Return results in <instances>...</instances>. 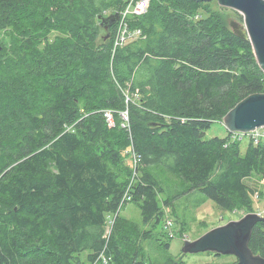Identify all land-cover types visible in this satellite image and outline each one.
<instances>
[{
    "label": "trees",
    "instance_id": "16d2710c",
    "mask_svg": "<svg viewBox=\"0 0 264 264\" xmlns=\"http://www.w3.org/2000/svg\"><path fill=\"white\" fill-rule=\"evenodd\" d=\"M128 1L0 0V30L14 41L0 42V264H86L83 253L90 264H147L142 239L119 220L133 202L146 225L165 229L176 199L161 203L154 169L225 211L247 206L245 180L264 177V142L251 140L242 155L229 131L206 139L240 102L264 94L250 40L224 17L231 10L151 0L128 18L141 40L114 51L116 23L97 46L100 17ZM21 18L30 26L13 34ZM250 248L264 258V223Z\"/></svg>",
    "mask_w": 264,
    "mask_h": 264
},
{
    "label": "rangeland",
    "instance_id": "374dc122",
    "mask_svg": "<svg viewBox=\"0 0 264 264\" xmlns=\"http://www.w3.org/2000/svg\"><path fill=\"white\" fill-rule=\"evenodd\" d=\"M229 10L231 12L229 11L224 14L227 22L236 21L245 26L244 16L232 9ZM15 26H13L14 28H9V31L13 34L14 32L18 33L19 30L28 28L30 23L21 18L20 22ZM98 27L99 37L96 45L102 46L110 40L111 32L105 31L101 27V23L98 24ZM56 34L57 32L54 30L48 31L49 37H53ZM0 42L7 45L14 44V41L11 42L8 29L0 30ZM121 120L122 122L127 121L124 117ZM112 127H114V124ZM227 136L228 130L223 122L215 123L206 133V139L212 137L224 139ZM250 141L249 138L236 141L240 143L242 155L246 153ZM127 165L134 169L135 162L132 156L127 158ZM154 172L163 191V194L159 197L161 203L166 199H176L173 201L172 208L167 209L168 219H171L173 226L169 230H162L163 224L159 226H154L153 224L146 225L139 206L133 202L126 203L120 210L121 218L119 220L125 235H128L131 239L135 236H139L142 239L140 248L143 252V259L147 264H235L238 262L235 256H225L213 252L184 254V243L186 240L194 241L208 231L223 226L229 221H239L247 214L259 213L264 216V177L253 174L245 180V183L253 190V193L250 195V203L247 206L233 211H225L200 192H186L189 186L165 168H156ZM111 225L112 223L109 222L106 229L107 233L111 232ZM148 231L152 234L149 239L145 240L144 235ZM167 243L168 247L166 246ZM81 259L86 264H90L87 259V253H83Z\"/></svg>",
    "mask_w": 264,
    "mask_h": 264
},
{
    "label": "water",
    "instance_id": "95a60500",
    "mask_svg": "<svg viewBox=\"0 0 264 264\" xmlns=\"http://www.w3.org/2000/svg\"><path fill=\"white\" fill-rule=\"evenodd\" d=\"M198 3L212 0H193ZM220 7L232 9L244 16L245 26L236 21L230 22L233 32L242 39L250 40L255 56L264 71V0H217ZM119 13L100 17L101 27L108 31L117 23ZM223 124L233 134L250 133L264 128V94H254L240 102L224 118ZM264 223V216L250 213L239 221H229L216 227L200 238L186 240L184 254H203L213 252L231 255L238 259L235 264H264V258L250 248V241L255 227Z\"/></svg>",
    "mask_w": 264,
    "mask_h": 264
},
{
    "label": "built area",
    "instance_id": "2783aa9c",
    "mask_svg": "<svg viewBox=\"0 0 264 264\" xmlns=\"http://www.w3.org/2000/svg\"><path fill=\"white\" fill-rule=\"evenodd\" d=\"M151 0H130L127 2L125 8L121 12L120 20L117 21V28L113 36V49L116 51L118 48H122L129 43L141 40L143 38V32L139 28H132L129 25L128 18L130 16H142L146 14ZM105 117L112 126L114 124V119L111 111L105 112ZM122 117L126 118L128 121L127 113L123 114ZM126 122V121H125ZM249 138L254 141L255 144L264 142V128L257 129L250 133L235 132L232 134V141H239L241 139ZM134 158V169L137 163L136 155L132 154ZM132 199L130 196H125L124 200ZM173 226L171 219L166 220L165 230H169ZM103 261L104 264L107 263V260L104 257H100L98 262ZM96 264V263H95Z\"/></svg>",
    "mask_w": 264,
    "mask_h": 264
},
{
    "label": "bare ground",
    "instance_id": "6f19581e",
    "mask_svg": "<svg viewBox=\"0 0 264 264\" xmlns=\"http://www.w3.org/2000/svg\"><path fill=\"white\" fill-rule=\"evenodd\" d=\"M150 5V4H149ZM149 8V7H148ZM148 10V9H147ZM120 17H121V12L119 13V19L118 20H120Z\"/></svg>",
    "mask_w": 264,
    "mask_h": 264
}]
</instances>
